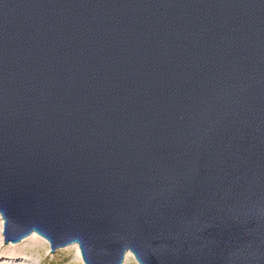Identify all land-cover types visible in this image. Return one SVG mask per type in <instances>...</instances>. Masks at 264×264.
<instances>
[{
    "label": "water",
    "instance_id": "water-1",
    "mask_svg": "<svg viewBox=\"0 0 264 264\" xmlns=\"http://www.w3.org/2000/svg\"><path fill=\"white\" fill-rule=\"evenodd\" d=\"M0 216L84 264H264V0H0Z\"/></svg>",
    "mask_w": 264,
    "mask_h": 264
},
{
    "label": "rangeland",
    "instance_id": "rangeland-1",
    "mask_svg": "<svg viewBox=\"0 0 264 264\" xmlns=\"http://www.w3.org/2000/svg\"><path fill=\"white\" fill-rule=\"evenodd\" d=\"M3 239V220L0 216V264H84L76 244L48 252L49 243L36 233L17 243H4ZM122 264L138 263L130 253Z\"/></svg>",
    "mask_w": 264,
    "mask_h": 264
},
{
    "label": "bare ground",
    "instance_id": "bare-ground-1",
    "mask_svg": "<svg viewBox=\"0 0 264 264\" xmlns=\"http://www.w3.org/2000/svg\"><path fill=\"white\" fill-rule=\"evenodd\" d=\"M129 254H130V252H127V253L125 254V256H126V257L129 256Z\"/></svg>",
    "mask_w": 264,
    "mask_h": 264
}]
</instances>
